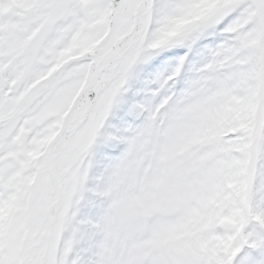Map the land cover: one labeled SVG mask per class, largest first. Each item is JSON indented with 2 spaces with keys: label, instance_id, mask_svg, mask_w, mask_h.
<instances>
[{
  "label": "rangeland",
  "instance_id": "obj_1",
  "mask_svg": "<svg viewBox=\"0 0 264 264\" xmlns=\"http://www.w3.org/2000/svg\"><path fill=\"white\" fill-rule=\"evenodd\" d=\"M259 1L183 0L163 18L153 43L136 46L133 63L146 64L157 50L194 37L173 63L121 87L118 97L126 93L130 108L108 96L94 113L87 111L66 146V155L73 153L60 179L47 264H55L61 235L71 242L74 220L88 264H121L125 252L139 247L140 264H237L245 249L248 256L258 255L252 264H264V214L253 213L251 204L253 185L264 174V124L255 149L257 173L245 200L260 119L264 0ZM228 15L233 20L216 33ZM204 38L214 43L194 51ZM96 175H103L105 187L95 188ZM33 180L19 197L21 206L10 204L0 215L5 221L21 213L7 233L12 264H23L18 244L29 228ZM44 180L38 190L50 188ZM176 201L175 214L167 207ZM127 211L134 219L146 216L143 229L132 225Z\"/></svg>",
  "mask_w": 264,
  "mask_h": 264
},
{
  "label": "snow or ice",
  "instance_id": "obj_2",
  "mask_svg": "<svg viewBox=\"0 0 264 264\" xmlns=\"http://www.w3.org/2000/svg\"><path fill=\"white\" fill-rule=\"evenodd\" d=\"M183 0H0V215L33 179H43L82 113L121 87L139 82L187 52L189 35L133 63L136 46L153 43L163 18ZM233 20L225 16L214 31ZM211 38L200 39L194 51ZM183 45V46H176ZM252 212L264 214V174L252 191ZM21 213L0 221V264H12L7 233ZM62 236L55 264H86L79 225ZM245 249L237 264H252ZM261 251L264 252V246Z\"/></svg>",
  "mask_w": 264,
  "mask_h": 264
},
{
  "label": "bare ground",
  "instance_id": "obj_3",
  "mask_svg": "<svg viewBox=\"0 0 264 264\" xmlns=\"http://www.w3.org/2000/svg\"><path fill=\"white\" fill-rule=\"evenodd\" d=\"M258 2H259V4H262L261 1L258 0ZM263 62H264V61H263ZM228 67H229V65L224 66V68H228ZM133 87H134V86H133ZM121 94H122V95L119 96L118 99H119V100H123V102H124L123 104L125 105V107H127L126 109L130 108V104H131L132 102H131L129 96H128V98H123V97L125 96L126 93L122 92ZM116 101H118V100L116 99L115 102H116ZM124 105H123V106H124ZM258 123H259V122H258ZM257 131H259V129H258V125H257V127H256V131H255V132H257ZM125 150H126V149H125ZM253 164H254V162L252 163L251 168H253ZM250 172H251V175H250L249 181H251V177H252V175H253V172L251 171V169H250ZM249 181H248V182H249ZM248 189H249V185H248ZM139 221H141V220H139ZM141 222H143V221H141ZM175 224H176V223H175ZM137 227H138V226H137ZM182 229H183V228H182ZM139 250H141V247H139V248L137 249V251H139ZM193 253H194V252H193ZM132 256H133V254L126 255V256H125V259H126V260L124 259L123 261L129 262V259H130ZM192 256H193L192 253H190V254L188 255L189 258H192V259H193ZM168 262H169L170 264H174V262H176V261H173V260L171 261V260H170V261H168ZM169 263H168V264H169ZM86 264H88L87 261H86ZM135 264H140V262H136ZM141 264H146V262H143V263H141ZM176 264H177V262H176ZM188 264H196V263H192V262H190V263H188Z\"/></svg>",
  "mask_w": 264,
  "mask_h": 264
}]
</instances>
